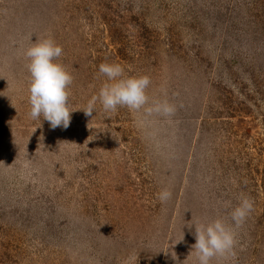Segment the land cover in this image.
Segmentation results:
<instances>
[{
	"label": "rangeland",
	"instance_id": "374dc122",
	"mask_svg": "<svg viewBox=\"0 0 264 264\" xmlns=\"http://www.w3.org/2000/svg\"><path fill=\"white\" fill-rule=\"evenodd\" d=\"M48 35L73 107L118 62L175 114L32 120L23 53ZM242 194L236 256L213 264H264V0H0V264H193L188 223Z\"/></svg>",
	"mask_w": 264,
	"mask_h": 264
},
{
	"label": "clouds",
	"instance_id": "9594fccd",
	"mask_svg": "<svg viewBox=\"0 0 264 264\" xmlns=\"http://www.w3.org/2000/svg\"><path fill=\"white\" fill-rule=\"evenodd\" d=\"M23 55L28 61L26 67L30 74L29 116L34 121L42 117L52 129L69 127L71 113L77 110H83L86 116H92L98 103L106 114L115 113L120 107H126L132 112L143 109L148 116L157 114L171 117L176 112V106L166 98V90H162L165 93L163 100H152L150 103L147 89L151 78L147 74L125 75L124 67L118 62L101 63L99 73L106 77L105 82L98 93L90 97L85 107H73L70 102V86L74 77L60 61L62 46L51 35L37 37L36 42H32ZM171 196L172 192L167 187L158 193L161 202H166ZM254 203L250 196L242 194L239 203L230 212V220L218 216L215 219H198L188 223L189 228L195 226V243L191 245L187 256L194 258L193 264H213L214 260L234 259L239 230L253 210ZM183 239L184 233L177 242Z\"/></svg>",
	"mask_w": 264,
	"mask_h": 264
}]
</instances>
